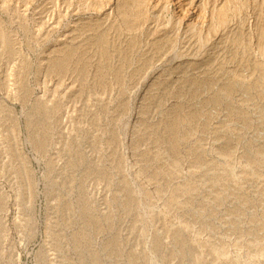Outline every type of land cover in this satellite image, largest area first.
I'll list each match as a JSON object with an SVG mask.
<instances>
[{"label": "rangeland", "instance_id": "374dc122", "mask_svg": "<svg viewBox=\"0 0 264 264\" xmlns=\"http://www.w3.org/2000/svg\"><path fill=\"white\" fill-rule=\"evenodd\" d=\"M0 264H264V0H0Z\"/></svg>", "mask_w": 264, "mask_h": 264}, {"label": "bare ground", "instance_id": "6f19581e", "mask_svg": "<svg viewBox=\"0 0 264 264\" xmlns=\"http://www.w3.org/2000/svg\"><path fill=\"white\" fill-rule=\"evenodd\" d=\"M141 6V5H140ZM143 8H145V6H143ZM142 10V9H141ZM65 47V46H64ZM67 47V46H66ZM45 64V63H44ZM48 63H46L45 65H47ZM47 109H51L52 108V104L49 102V104L46 105Z\"/></svg>", "mask_w": 264, "mask_h": 264}]
</instances>
